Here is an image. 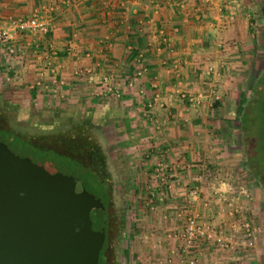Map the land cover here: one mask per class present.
Returning a JSON list of instances; mask_svg holds the SVG:
<instances>
[{
	"label": "crops",
	"instance_id": "1",
	"mask_svg": "<svg viewBox=\"0 0 264 264\" xmlns=\"http://www.w3.org/2000/svg\"><path fill=\"white\" fill-rule=\"evenodd\" d=\"M243 1L236 0L232 10L227 0H0V28L34 13L51 22L44 35H16L13 55L5 57L0 44V80L10 83L5 91L0 84V96L19 108V100L39 109L49 99L61 102L59 107L65 108L58 110L93 112L112 119L115 128L128 134L125 144L129 153L136 151L138 171L132 175L144 183L145 213L136 227L140 242L134 241L138 246L130 254L136 264H185L178 253L183 217L177 211L186 208L198 164L206 163L211 170L225 164L215 154L221 146L215 135L226 125L216 118H234L241 74L251 66L257 48L250 43ZM48 52L54 54L49 63L64 84L57 95L31 87L39 72L42 83L47 82ZM209 66L218 75L207 76ZM141 67L136 81L126 85L125 79L134 78ZM78 70L84 71L76 74ZM102 74L114 79L119 97L102 94ZM187 95H200L201 103H188ZM152 152L178 164V184L165 202L149 205L146 197L156 161H142L140 156ZM222 176H213L212 187L201 188L199 199L209 210L199 205L200 218L208 216L213 225L238 239L237 216L249 208V200ZM229 209L233 215L238 212L235 218L227 215ZM193 252L200 264H238L243 257L208 243Z\"/></svg>",
	"mask_w": 264,
	"mask_h": 264
},
{
	"label": "rangeland",
	"instance_id": "2",
	"mask_svg": "<svg viewBox=\"0 0 264 264\" xmlns=\"http://www.w3.org/2000/svg\"><path fill=\"white\" fill-rule=\"evenodd\" d=\"M262 2L263 0L243 1L248 27H250V30H248L250 43L257 46L253 50L254 56L251 66L243 69L242 81L238 85V87H241L246 100L243 104L244 125H241L237 120V116L227 119L223 117L216 118L223 121L220 124L226 125V130L218 131L215 135L218 145H221L218 150H215V154L219 155L220 158L222 157L220 160L225 164L210 169L214 178L217 177V174L223 175L222 177L228 180L229 185L232 188L234 187V190L242 191L241 195L249 200V208L244 209L240 216H237V219H249L260 228L253 248L246 251L234 249L243 256L240 262H237L238 264H264V239H260L261 233L264 234V162L258 158L256 159L255 156L246 154L247 144L253 133L259 140L256 150L258 149L257 152H260L259 149L261 150L258 156L261 159L263 156L262 149H264L260 148L263 145L261 111L264 107V82L261 81L259 86V78L262 73L264 75V16L261 11ZM1 77L3 76L1 75ZM8 77L10 76L8 75ZM0 81L1 85H5L2 91L7 90L8 87L6 86L9 82L4 78L3 81ZM49 101L51 102L46 103L45 107L39 109L32 105L25 106L26 104L19 100L18 103L22 104L19 108L12 101L0 96V111L2 112L0 122L15 131H20L23 136L30 135L36 138L42 133L44 134L42 137L35 139L38 140L39 145L72 158L80 157L78 159L86 164L87 159L83 153L80 156V153L76 151L75 141L69 140L71 132L74 134L76 128L74 126L70 127V125L75 121L84 123L85 127L88 128L89 137L100 145L104 154V165L102 167L104 175L101 176L100 172L94 168V175L97 179L99 177L100 180L98 179L96 183L83 180L84 185L102 198L104 196L102 193L105 191L104 177L109 185L107 205L110 219L103 258L106 264H136L138 260L134 256L130 257V254L138 246L135 245L134 241L140 242L139 230L136 227L140 225L138 218L143 219L142 216L145 213L142 198L144 183L140 181L139 176L135 175L133 177L132 175L137 174L138 171L137 165L134 164L136 156H133L136 151L130 150L129 153L128 146L125 144L128 134H123V131L115 128V124L110 118L105 119L103 116L93 115V112L87 114L83 110L77 112L75 107H66L68 110L64 109L63 111L58 110L65 108L59 107L61 102L57 104V101H55V104H53L52 100L49 99ZM234 105L236 106V103L232 105L233 108ZM49 127H53L51 132ZM55 130H59V133L53 132ZM159 158L161 157L154 156L153 152L146 157L144 154L140 156L142 161H157ZM58 160L62 162L61 159ZM66 160L63 159L64 162ZM73 163H75V171L78 174L81 172L79 174L81 178L85 179L88 174L90 175L89 171L84 172V164L80 165L75 161ZM218 167H222V169L218 170ZM252 172L258 174L261 182H254L249 177ZM151 182L153 181L150 178ZM150 183L147 184L150 185ZM236 214L232 216L235 218ZM147 252L151 253L150 248Z\"/></svg>",
	"mask_w": 264,
	"mask_h": 264
},
{
	"label": "water",
	"instance_id": "3",
	"mask_svg": "<svg viewBox=\"0 0 264 264\" xmlns=\"http://www.w3.org/2000/svg\"><path fill=\"white\" fill-rule=\"evenodd\" d=\"M101 206L75 177L0 144V264H97Z\"/></svg>",
	"mask_w": 264,
	"mask_h": 264
},
{
	"label": "built area",
	"instance_id": "4",
	"mask_svg": "<svg viewBox=\"0 0 264 264\" xmlns=\"http://www.w3.org/2000/svg\"><path fill=\"white\" fill-rule=\"evenodd\" d=\"M230 1L229 5H233V9H236V0H227ZM221 10H224L222 8ZM51 25L50 19L47 16L34 13L27 18L18 19L16 21H9L7 27L0 28V44L3 46V55L10 56L15 54V51L12 47V41L15 39L16 35L23 34L25 32L32 33L34 35H44L47 33ZM54 54L48 52L45 56L46 60V74L47 79L46 83H42V72H39L37 80L31 85L34 87H41L50 91L51 94H59V89L64 85L61 80L57 78L55 69L50 65L49 59ZM136 63H140L141 55H137ZM86 70V69H85ZM84 70H78L76 74H81ZM89 70H86L88 72ZM143 72V67L138 68L135 72L134 78L125 79V83L128 86H131L132 83L136 81V77ZM205 74L207 76L218 75V71L214 70L213 66L207 67ZM100 81L102 83V94L111 95L115 98L119 97L120 91L119 87L115 85L114 79H111L108 75L102 74ZM50 84V86H49ZM213 90V89H212ZM211 90V91H212ZM184 95V94H183ZM185 96V95H184ZM188 103L199 105L200 95H187ZM147 108H150V104H146ZM159 158L153 167L152 172V181L153 184L149 189L147 195V203L149 205H154V203H163L165 202L170 192L174 186L178 184V175L176 169L178 167L177 163H168L162 160L161 153H159ZM196 172L192 176L194 183L189 187L188 194L189 198L185 202V210H178L177 216L182 215L183 225L180 228L178 233L179 245L178 253L183 258L185 264H200L197 255L194 254V250L202 243H208L214 245L216 249L222 251L228 250H249L253 248L257 234L260 231V228L257 227L249 219H239L237 225V235L238 239L235 238V235L229 231L222 230L215 225H213L208 216L201 219L199 213L200 207L206 208L209 210V204L206 201H200L199 194L201 193V188L203 186L212 187L213 186V176L210 168L206 163H200L196 167ZM232 210H227V215L232 216Z\"/></svg>",
	"mask_w": 264,
	"mask_h": 264
},
{
	"label": "trees",
	"instance_id": "5",
	"mask_svg": "<svg viewBox=\"0 0 264 264\" xmlns=\"http://www.w3.org/2000/svg\"><path fill=\"white\" fill-rule=\"evenodd\" d=\"M261 11L263 13L264 16V0L262 2V6H261ZM264 78V75L262 73L261 77L259 78V86L260 83L262 81V83L264 82V80H262ZM245 98L243 96V92L240 91L239 92V96L238 99L236 101V106H235V110H234V117L237 116V120H239V122L241 123V125H244V119H243V104L245 102ZM2 112L0 111V117L2 118ZM263 119H264V107L261 111V123L263 126ZM60 126V124H59ZM76 127L74 129V134H72L71 132V138L69 140H72L73 142L75 141L76 143V151L77 153H80V156L83 155L86 157V159L90 160L91 157L94 154H98L100 156V158L102 160H104V154L100 148V145L94 141V139H91L88 135V128L85 127L84 123L82 121H75L73 124L70 125V127ZM51 128L53 127H49L50 132L53 130H51ZM11 132H2L1 135L6 139V141H8L9 144L13 145L15 148H18L22 151H26L27 153H29L30 155H32L33 157L37 158L39 160V162H48L52 167H56V168H63L65 170H69L71 172L75 171V163H73V161L70 159V157L66 154H61L58 152H55L53 149L48 148V147H43L41 145H39L37 143V145L31 146L29 145L26 140H20L16 137H14L13 133L17 132L18 134H20L21 136L22 133L20 131H15L12 128ZM55 133H59V130H55L53 131ZM61 132V131H60ZM64 133L66 131H63ZM66 133H69L68 131ZM252 134V132H251ZM44 134L40 133V135H38V137H31L30 135H25L23 136V138L26 139V137L28 139H39L40 137H42ZM262 141H263V145L260 148H264V139L262 136ZM38 142V141H37ZM259 140H257V137L254 135V133L251 136V140H249V143L247 144V150H246V154H248L249 156H255V158L262 160L264 162V149H262V159L259 158V153L261 152V150L259 149L260 152H257L258 149L257 148V144H258ZM259 148V147H258ZM65 157V158H64ZM58 159H61L62 162ZM63 159H67L65 162L63 161ZM249 177L254 181V182H261L259 179V176L257 173H250ZM84 180H86V182H91V178H89L87 176V178H85ZM104 194L103 198H101V200H103L104 202H108V196ZM103 202V203H104ZM106 248V246H103L102 250L99 251V256H98V263L97 264H106L105 259L103 258V251Z\"/></svg>",
	"mask_w": 264,
	"mask_h": 264
},
{
	"label": "flooded vegetation",
	"instance_id": "6",
	"mask_svg": "<svg viewBox=\"0 0 264 264\" xmlns=\"http://www.w3.org/2000/svg\"><path fill=\"white\" fill-rule=\"evenodd\" d=\"M9 128H10L9 126H6V125L2 124V122H0V144H2L4 149H6L10 153L21 154V155L27 156L28 159L32 160L37 165L42 166L49 173L53 174V173H56L59 171H64L66 174H69L71 177H75L77 180H79L87 192L93 194L94 196H96L100 199L102 206H101V208L94 209L96 216H95V219H92V222L94 221V223H98V225H99L98 227L103 228L104 238H103V245L100 249V250H102L103 246H106V243H107L106 239H107V234H108L107 232H108V228H109L108 223H109V219H110V214H109L107 202H104L103 200H101L102 197H100V195L94 194L84 185V181H83L84 179L81 178V176L79 175V174H81V172H79V174H78L76 171L71 172V171L65 170L63 168L52 167L48 162H46V163L39 162V160L37 158L33 157L32 155H30L26 151H22L18 148H15L13 145L9 144L8 141H6V139L1 135L2 132H9V131L11 132V129H9ZM13 135H14V137H16L20 140H26V142L31 146L37 145L38 140H35V139L30 140L27 137L25 139V138H23V136H21L17 132H14ZM78 158H80V157H76V158L70 157V159L72 161H75V162L79 163L80 165H83V164L85 165L84 172L85 173H87L88 171L90 172V175L88 174V176H89V178H91V181L93 183H96V181L99 179V177L97 179L94 175L95 169L98 172H100L101 176L104 175L102 172L104 160H102L98 154H94L90 160L87 159L86 164L83 163V161L78 159ZM92 173H93V176H92ZM100 174H99V176H100ZM103 179H104V187H105L104 193H105V195H107L109 197V185H108L107 181L105 180L106 178L104 177Z\"/></svg>",
	"mask_w": 264,
	"mask_h": 264
}]
</instances>
